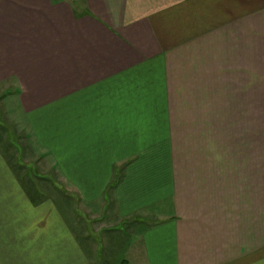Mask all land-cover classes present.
<instances>
[{"label": "crops", "instance_id": "0c3cea01", "mask_svg": "<svg viewBox=\"0 0 264 264\" xmlns=\"http://www.w3.org/2000/svg\"><path fill=\"white\" fill-rule=\"evenodd\" d=\"M4 101L0 264H264V0H0Z\"/></svg>", "mask_w": 264, "mask_h": 264}, {"label": "rangeland", "instance_id": "374dc122", "mask_svg": "<svg viewBox=\"0 0 264 264\" xmlns=\"http://www.w3.org/2000/svg\"><path fill=\"white\" fill-rule=\"evenodd\" d=\"M16 112L17 111L13 106V103L11 104L7 101H4L0 106V146L3 148L5 156L11 163H14V166H16L15 168L17 169H15L16 171L19 172V169H23L24 175L26 173L27 175H30V180L34 182L33 185L31 184V191L32 186H34L37 189L38 193L44 194L47 197L50 196L53 202L58 206H60L58 204V195H65L67 193L66 196L69 199V201L67 202H70L72 204L71 207L73 210V191L71 192L68 189V187L70 186L57 183L56 180H51V178H48V176H44L37 162L33 161L35 157L34 153L32 152V148L34 149L36 147L32 145L34 143L31 142V146H29L28 149L27 146L24 145L23 139L21 138L22 135L18 131V129H15L12 125L4 121L5 118H8V120L14 119ZM103 235L104 233H99L98 235L93 237L95 241L98 242V240H102ZM102 255L103 253H101V256ZM98 259H100V256ZM96 264H102L101 260H99Z\"/></svg>", "mask_w": 264, "mask_h": 264}]
</instances>
